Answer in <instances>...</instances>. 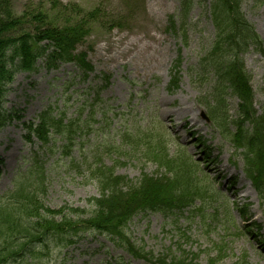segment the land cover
Returning a JSON list of instances; mask_svg holds the SVG:
<instances>
[{
  "label": "rangeland",
  "instance_id": "rangeland-1",
  "mask_svg": "<svg viewBox=\"0 0 264 264\" xmlns=\"http://www.w3.org/2000/svg\"><path fill=\"white\" fill-rule=\"evenodd\" d=\"M3 1L14 16L41 9L54 17L58 11L50 8L52 0ZM54 1L63 6L74 3L82 10L61 13L69 25L86 19L84 12L98 10L99 18L85 26H90V35L75 50L86 54L93 71L82 77L75 64L63 63L13 76L2 107L20 118L0 130V196L12 189L18 175L32 168L45 176L42 203L48 210L63 205L88 210L87 200L98 195L86 169L94 160L133 180L141 173L158 175L165 170L174 180L180 203L188 205L171 215H136L127 230L132 242L154 255L190 252L198 255L200 264L214 256L219 258L216 264H264V253L251 235L254 227L245 228L236 209V202L238 206L249 203L252 225L264 237V202L244 176L242 156L233 151L231 139L207 120L204 103L211 96L214 74L208 71L203 79L196 75L214 35L211 0H195L179 32L166 29L171 16L176 24L182 20L179 0ZM240 12L264 49V0L258 6L253 0H241ZM26 21L21 27L33 30L30 17ZM113 21L121 27L108 29ZM177 60L178 83L170 89L175 72L171 66ZM243 61L252 106L259 113L264 106V56L249 49ZM238 99L230 93L225 97L232 116ZM48 105L54 114L63 112V122L71 121L70 139L55 135L44 145L36 138L29 142L22 123L35 121ZM197 136L208 147L207 159H202V145L193 143ZM163 145L168 161L162 157ZM183 151L192 161L201 162L199 166L195 161L199 172L182 166ZM47 243L48 249L38 256L41 264H152L130 258L113 241L90 232L70 246L52 239Z\"/></svg>",
  "mask_w": 264,
  "mask_h": 264
},
{
  "label": "trees",
  "instance_id": "trees-1",
  "mask_svg": "<svg viewBox=\"0 0 264 264\" xmlns=\"http://www.w3.org/2000/svg\"><path fill=\"white\" fill-rule=\"evenodd\" d=\"M52 1L50 8L56 7L59 11H56L54 17L41 9L35 14L25 12L14 16L6 3L0 0V5H4V8L0 7V130L14 118H20L13 110L7 112L2 107L7 86L16 72L31 73L41 65L52 69L64 62H73L84 77L93 70L92 65L85 60V54L74 53V50L89 35L90 26H85L99 18L98 10L84 12L86 19L81 18L69 25L67 19L61 17V13L66 16L70 11L79 13L82 10L74 3L63 6ZM193 1L181 0L183 17ZM240 3L241 0H211L209 13L216 38L212 42L213 48L201 61L212 67L217 86L223 87L211 94L214 105H208L210 119L216 127L230 134L236 145L243 147V155L250 169L249 175L254 179L255 163L258 164L256 167L264 165V113L262 118L257 119L251 112L250 103L245 96L249 77L238 53L246 49L249 43H253L255 49L263 55L264 50L252 26L241 14ZM61 6L65 8L61 9ZM27 17L35 24L33 30L21 27L27 22ZM169 21L170 30L175 32L173 20ZM219 46L222 47L219 51H213ZM205 68L208 70L207 66ZM176 80L173 77V86L176 85ZM228 87L232 94L241 99L237 118L231 121L223 101ZM54 111L50 105L37 115L36 122L22 123L24 136L28 141L35 137L41 144H47L55 135H65L70 139L71 121L63 122V112L54 114ZM245 122L255 128V135H245ZM229 123L236 128L233 133L227 128ZM64 146L67 148L68 143ZM155 155L160 156L151 154L150 157L155 158ZM166 156L167 154L162 155L168 161ZM76 166L80 167L78 164ZM86 169L88 180L94 182L98 190L97 196L87 200L88 210L68 205L48 210L42 203L46 185L42 170L33 171L30 168L25 175L15 178L13 189L0 196V264H41L38 256L48 249V239L66 245L72 244L77 236L89 229L110 238L135 258H144L154 264H197L184 252L179 255L166 252L155 257L142 246L135 245L127 236L128 221L133 213L147 208L166 211L167 206L174 202L176 197L169 179L153 178L144 173L135 180L129 179L116 174L112 167L98 160L88 164ZM257 182L259 190L264 191L261 180L258 179ZM56 215L59 216L58 220L54 219Z\"/></svg>",
  "mask_w": 264,
  "mask_h": 264
}]
</instances>
